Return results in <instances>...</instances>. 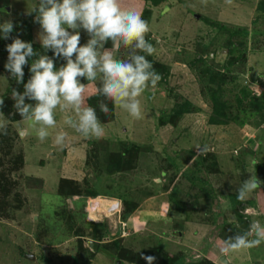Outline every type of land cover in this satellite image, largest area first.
<instances>
[{
    "label": "rangeland",
    "instance_id": "1",
    "mask_svg": "<svg viewBox=\"0 0 264 264\" xmlns=\"http://www.w3.org/2000/svg\"><path fill=\"white\" fill-rule=\"evenodd\" d=\"M35 2L0 0V9L11 13L9 17L0 12V23L12 19L14 30L22 37L30 33L34 44H40V26L34 23V14H26ZM259 2L164 0L154 6L147 0H122V6L141 14L146 8L152 9L148 23L151 30L145 38L156 49L151 55L153 59L164 63L166 69L160 74L162 78L157 86L150 87L140 97L141 118L132 117L113 103L115 116L113 121L101 122L105 130L102 138L85 139L64 124L63 115L58 111L57 127L49 129V137L41 142L30 121L22 120L15 110L11 115L4 114L9 122L7 134H0V172L5 173L0 176V264H71L80 251L84 256L90 251L94 253L89 258L91 264L94 261L104 264L106 260L108 264H144L126 256L119 260L113 245L116 238L123 248L138 254L161 246L164 253L184 254L187 262L199 254L200 259L228 264L220 260L221 256L213 259L216 241L243 234L254 220L264 225V184L250 193L248 202L239 204L236 210L227 202L228 193L238 192L242 182L251 175L264 181V121L261 125L264 117H256L242 126L235 122L212 124L208 92L223 81L226 100L233 104L235 114L239 113L236 94L241 88L250 91L248 99L264 94V12L258 8ZM206 20L245 26L248 34L236 35L232 45L225 31ZM87 39L81 30V44ZM4 41L11 39L0 38V42ZM213 51L217 52L215 56L211 54ZM230 53L236 61L226 69L229 76L216 81L214 86L209 84L208 65L220 72L218 69H224L223 63H227L225 58ZM128 54L129 49L123 46L115 53L118 59H127ZM7 57L0 48V97L12 82L4 68ZM199 57L204 59L198 62ZM98 83L99 79L86 83V91ZM186 99L194 103L195 110L181 117L179 128L161 125L159 118L169 115ZM13 115L20 117L13 120ZM61 129L68 133L63 147L54 143V136ZM126 148L130 149L129 154ZM122 152H125L124 168L112 170L108 163L110 155ZM211 153L218 167L208 164L207 170H213L212 173L204 167L197 172L196 161ZM21 155L24 163L20 161ZM169 155L178 157L187 169L194 170L192 176L198 187H191L188 178L169 164ZM208 158V163L215 161ZM163 169L166 175L162 174ZM62 177L79 182L82 188L95 189L98 195L88 197L86 209V201L80 200L81 196L65 200V196L58 195ZM176 187L178 191L174 193ZM110 194L123 198H108ZM157 200L160 204L154 205L156 212L153 213L146 204H157ZM128 201L137 206V211L135 216L131 212L124 219L123 211L132 208ZM115 202L118 205L112 209L111 203ZM166 204L176 215L172 227L160 226V217L168 208ZM260 206L262 212L258 209ZM70 207L74 208L69 211ZM245 208L258 215H245ZM187 221L198 223L197 237L185 232V225L189 226ZM101 222L108 226L106 230L102 226L96 229ZM201 227L209 230L204 232ZM163 252L156 253L154 264H164ZM99 255L104 259L99 257L98 261ZM261 255V264H264V243Z\"/></svg>",
    "mask_w": 264,
    "mask_h": 264
},
{
    "label": "clouds",
    "instance_id": "2",
    "mask_svg": "<svg viewBox=\"0 0 264 264\" xmlns=\"http://www.w3.org/2000/svg\"><path fill=\"white\" fill-rule=\"evenodd\" d=\"M225 2L231 4L232 0ZM0 12L11 16L3 9ZM26 14H34V23L41 29L38 37L41 47L44 53L51 51V56L36 52L33 43L22 40L19 35L13 37L16 26L12 19L0 23V38L12 41L6 45L5 70L17 84H23V92L12 89L13 108L22 120L31 122V128L41 142L49 137V129L57 127L58 111L63 115L64 124L85 139H99L105 135L96 109L86 105V85L82 78L88 82L99 79L98 92L101 95L132 117L141 118L140 97L150 87L155 88L162 78L152 62L139 54L143 52L151 56L156 51L145 38L151 29L141 12L122 6V0H36ZM81 30L88 36L84 44H81ZM109 42L111 47H106ZM121 46L129 49L127 59L116 58L115 53ZM211 54L215 56L217 53ZM33 57L38 58L33 59L29 68L31 76L24 83V66ZM57 60L65 63L57 68ZM3 106L4 98L0 97V109ZM100 111L108 115L110 109L102 102ZM8 122L0 111V134H7ZM67 139L68 133L61 129L56 132L54 143L63 147ZM262 184L264 181L251 175L238 189L237 200L246 202L249 194ZM243 213L258 215L248 208ZM253 236L255 238L250 239ZM262 242L264 225L254 220L243 234L222 240L219 252L226 256L257 247ZM141 258L148 264H153L156 259L143 254ZM192 259L199 260V254H194Z\"/></svg>",
    "mask_w": 264,
    "mask_h": 264
},
{
    "label": "trees",
    "instance_id": "3",
    "mask_svg": "<svg viewBox=\"0 0 264 264\" xmlns=\"http://www.w3.org/2000/svg\"><path fill=\"white\" fill-rule=\"evenodd\" d=\"M150 1L154 6L160 5L164 0H147ZM258 8L264 12V0H260V2L258 3ZM152 15V9L146 8L145 11H143L142 14V18L144 20H146L149 23V20L151 18ZM208 24L217 26L219 29H221L222 31H225L228 36H229V44L235 43V36L237 35H246L248 34V30L247 27L245 26H240V25H228L227 23H223L220 21H211V20H206ZM14 34V37L19 35V37L22 40H25L26 42H33L31 40V34L27 33L26 36L27 37H22L16 30L13 31L12 35ZM12 41L8 42V41H4V42H0V48L2 50H4L6 52V54L8 55V52L6 50V45L11 43ZM233 42V43H232ZM108 45H111V42H109ZM33 48L36 52L41 53V54H47L49 56L52 55L51 51L44 53V49H42L40 44H34L33 42ZM230 48V49H229ZM228 49L230 51H233L232 47H229ZM228 51V52H230ZM214 53H217L216 51H213ZM141 55H144L143 53H140ZM146 58L152 62L155 70L159 73V74H163L164 70L166 69V66L164 63L158 61H155L153 59L152 56H148L147 54L145 55ZM38 57H33L32 59H29L28 64L26 66H24V83H26L28 81V79L31 76V73L29 71L30 65L33 61V59H36ZM198 62L202 61L204 58L203 57H199L197 58ZM226 62L227 63H223V70L218 69V71L220 72H215V66L213 65H208V73L210 74V81L209 84H216V81L218 80H222V79H226L229 76V73L226 69H228L230 67V65H232L236 60L234 58L231 57V53L230 55H226ZM196 60V59H195ZM194 60V61H195ZM65 63V61L62 60H57L56 61V67L59 68V66L61 64ZM216 70V69H215ZM221 77V79H220ZM12 79V78H11ZM83 79V78H82ZM82 83H88V81L86 79H83ZM223 81L218 85L215 89L209 88V92H208V96L210 98L211 104H212V114L209 117V121L212 124H221V125H225V124H229V122H235L238 123L240 126L246 124L247 122H250V120L259 117V118H263L264 117V111H262V109L264 108V94H262L261 96H258L256 98H249L248 99V95H250V91L248 89H246V87L241 88L237 94H236V102L239 108V110L237 112L239 113H234L232 111V109H234V107H232V103H229L226 100V91L224 90V86H223ZM214 86V85H213ZM100 87V83L96 84L95 88H92L91 90H89L88 92L85 91V102L87 106H91L93 108L96 109V113L97 116L99 118V120L101 122H110L113 121L114 116H115V112H114V107H113V102L111 100H108L106 97H104L103 95H101L98 92V89ZM12 89H17L19 92H23V84H17V82L12 79L11 84L9 85L8 89H6V91L4 92V94L2 95V97L4 98V106L1 109V111L6 114V115H11L12 112H14V108H13V104L15 103L14 100L11 98L12 96ZM245 99H248V102H246ZM106 103L107 106L110 109V112L108 115H105L103 112L100 111V104L101 103ZM195 110V106L194 103H192L189 100H184L182 103L177 104L176 107L172 110V112L169 115H163L159 118L160 124L161 125H166V124H171L173 126H175L176 128L178 127V121L181 119V117L185 114V113H189ZM262 111V112H261ZM240 114H244V117L241 116ZM13 118V120L19 119V115H13L11 116ZM241 118V119H240ZM264 121V118L261 120V125L262 122ZM258 123V121H257ZM254 124V125H257ZM179 128V127H178ZM134 148L139 149L140 146L136 147L134 145ZM127 150H125V152H128V154L130 153V149L126 148ZM125 152H122L121 154H118L117 156L115 155H110V159L108 160L109 165L111 166V169L113 170H121L124 168L123 165V159H124V154ZM208 156V154H207ZM207 156H202V158L199 161H196V171H202L203 167L208 168V164H210V166L212 168H216L218 167V163L216 161V158L213 157V154H209L208 157H212L215 159V161H211V162H207L209 160V158ZM178 157H173L169 155V164L171 163L172 167L178 171V173L181 174V176L188 178V181H190L189 185L191 187H198L195 186V184L197 183L196 179L193 178V173L194 170L191 169H187L180 161L179 159H177ZM20 161L21 163H24V157L23 155L20 156ZM120 161V162H119ZM119 166H115L118 165ZM164 170V169H163ZM162 170V171H163ZM164 172L166 173V169L164 170ZM207 172H212L210 171V169L207 170ZM2 171L0 172V176H2ZM0 182H2L0 180ZM200 182H203V180H201ZM59 193L58 195H60L61 197L65 196V200H67L68 197H74V196H81L83 197V199L85 198V200L90 197V196H95L98 195V192L95 189H91V188H82V186L80 185L79 182L74 181L72 179H64L63 177L60 179L59 182ZM174 193H176L178 191L177 187L174 188ZM201 196V195H198ZM84 201V200H83ZM227 201H228V205L229 207H231V209L236 210L237 206L239 204H244L240 201L237 200V191L236 192H229L227 195ZM248 202V201H247ZM65 203V201H64ZM175 203V202H174ZM252 202H250L249 204H251ZM67 204V203H65ZM129 206H132V208H126L123 213L122 216L124 219H127L129 214L131 212H133L134 209H136V205H134L133 202H129L128 201ZM175 204H179V203H175ZM176 209L177 208V205ZM179 210V209H178ZM69 211H71V209L69 208ZM181 212V211H180ZM73 214V213H72ZM184 214V213H181ZM1 215V214H0ZM2 216V215H1ZM242 216V215H241ZM179 220H185V218L179 219ZM188 220V219H187ZM225 224V223H224ZM102 226V228H104L105 230L108 228V226L106 225V223H102L100 224V227H97L96 229H100ZM225 227H227L225 225ZM224 227V229H226ZM102 231V230H101ZM104 231V230H103ZM220 234H222V237H226L223 232H219ZM80 236H83V234L80 232L78 233ZM104 235V234H103ZM96 237L93 235V238ZM113 245L115 247V253L117 255V258L120 260L122 259V257H128L129 260H133L135 262H141L144 264H148V262L145 259H142L141 256L142 254L144 256H154L156 255L157 252H163L161 246L158 247H154V248H150L149 250H144L141 253H134L129 249H125L121 246V241L120 239H114L113 241ZM81 247V246H80ZM83 247H81L82 250ZM82 251L79 252V255H77L74 259V261L71 264H91L92 261H90L89 258H92L94 253L93 252H88L89 255H81ZM163 256V263L164 264H217L215 261L210 260V259H199V260H190L189 262H187V258L184 254H173L170 255L169 253H162ZM123 260V259H122ZM94 261V260H93ZM155 263V261L153 262V264ZM93 264V263H92Z\"/></svg>",
    "mask_w": 264,
    "mask_h": 264
},
{
    "label": "crops",
    "instance_id": "4",
    "mask_svg": "<svg viewBox=\"0 0 264 264\" xmlns=\"http://www.w3.org/2000/svg\"><path fill=\"white\" fill-rule=\"evenodd\" d=\"M237 25V24H236ZM162 174H165L166 175V173H164V170L162 171ZM111 196H107L108 198H116V199H121V198H123V197H120V196H117V197H115L114 195H112V194H110ZM71 200V199H70ZM80 200H84V202L86 201V203H85V205H84V208L86 209V207H87V202H88V198L85 200V198L83 199H80ZM105 200H107V199H105ZM109 201H111V202H114L113 200H110V199H108ZM161 200H164L163 199V196H162V199ZM153 201H156V199H154ZM77 203H79L80 201L79 200H77L76 201ZM228 202V201H227ZM111 204H114V205H112L113 207H112V209H114L117 205H118V203L117 202H115V203H111ZM160 203H159V201L157 200V204H153V202L152 203H147L146 204V208H147V206H148V208H151L150 209V211H152L153 213H155L156 212V207L154 206V205H159ZM166 205H168V208L166 209V212L164 213L165 215L162 217V215H161V217L160 218H162L161 219V221L160 222H162L161 223V225L160 226H165V227H172L173 225H174V222H173V220H174V216H176V215H174V210H172L171 209V207L169 206V204H166ZM74 207H70V209H73ZM157 208H159V207H157ZM170 208V209H169ZM262 207L260 206V207H258V209H259V211H261L262 212V209H261ZM137 211V208L136 209H134L133 210V213L131 214L132 216H135V215H133V214H135V212ZM222 211L224 212V210L222 209ZM90 212V211H89ZM91 214V213H90ZM225 214V213H224ZM231 215V214H230ZM179 219H180V217H178ZM182 218V217H181ZM185 218H186V214H185ZM187 223H189V226H187V225H185V227H184V229H186V231L185 232H188L189 233V235L190 236H192L193 238H195V237H197V235H198V232L196 231V230H198V228H196L197 226H198V223L196 224V223H192L191 221H187ZM191 223V224H190ZM171 224V225H170ZM204 230V232H207L208 230H209V227L208 228H204V227H201L200 228V230ZM219 232V231H218ZM194 233V234H193ZM220 234V233H219ZM219 237H220V235H218ZM254 237H251L250 239H253ZM220 239V238H219ZM198 240V239H197ZM221 240V239H220ZM264 243V242H263ZM262 243V244H263ZM262 244H260L259 246H257V247H254V248H251V249H245V250H241V251H238V252H233V253H229L227 256H226V259H227V262L226 263H228V264H261V260H260V256H261V258L263 257V255H261V245ZM215 246H216V248H215V252H214V255H213V259L214 260H216L217 258L219 259V257H220V260H222V255L220 254V252H219V248L222 246V240L221 241H216V243L214 244ZM242 254L244 255V257H242ZM229 256V257H228ZM99 257L101 258V259H104L103 257H101L100 255L97 257V259H98V261H99ZM106 260V259H105ZM234 260H235V262H234ZM260 260V261H259ZM108 261L106 260V263H104V264H108L107 263ZM223 262H225V261H223ZM94 264H96L95 263V261H94ZM98 264V263H97Z\"/></svg>",
    "mask_w": 264,
    "mask_h": 264
},
{
    "label": "water",
    "instance_id": "5",
    "mask_svg": "<svg viewBox=\"0 0 264 264\" xmlns=\"http://www.w3.org/2000/svg\"><path fill=\"white\" fill-rule=\"evenodd\" d=\"M94 245H95V246H94ZM94 245H93V246H94V247H96V244H94ZM222 261H225V262H227V259H226V257H225V256H223V257H222Z\"/></svg>",
    "mask_w": 264,
    "mask_h": 264
},
{
    "label": "built area",
    "instance_id": "6",
    "mask_svg": "<svg viewBox=\"0 0 264 264\" xmlns=\"http://www.w3.org/2000/svg\"><path fill=\"white\" fill-rule=\"evenodd\" d=\"M212 56H214V55L212 54Z\"/></svg>",
    "mask_w": 264,
    "mask_h": 264
}]
</instances>
